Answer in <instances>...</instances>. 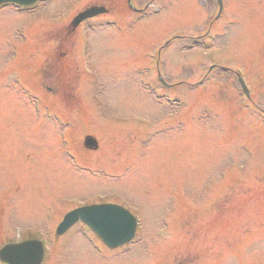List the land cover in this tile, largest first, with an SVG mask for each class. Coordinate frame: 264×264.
<instances>
[{
	"label": "rangeland",
	"instance_id": "rangeland-1",
	"mask_svg": "<svg viewBox=\"0 0 264 264\" xmlns=\"http://www.w3.org/2000/svg\"><path fill=\"white\" fill-rule=\"evenodd\" d=\"M115 1L127 0L0 9V247L46 239L43 264H264V0H222L217 23L216 0H130L144 15L90 20L82 54L78 31L59 40L77 12ZM13 78L68 119L75 144L96 138L91 172L64 160L60 125ZM117 199L139 218L130 245L110 252L79 227L55 238L75 204Z\"/></svg>",
	"mask_w": 264,
	"mask_h": 264
},
{
	"label": "water",
	"instance_id": "water-1",
	"mask_svg": "<svg viewBox=\"0 0 264 264\" xmlns=\"http://www.w3.org/2000/svg\"><path fill=\"white\" fill-rule=\"evenodd\" d=\"M37 0H0L2 3H14L22 6L32 5ZM103 8H91L81 13L74 24L101 14ZM85 145L96 149L92 138H87ZM81 221L92 229L109 248H116L129 242L135 231L134 218L122 208L114 205H97L76 209L67 214L57 229V234L64 233L75 222ZM43 259L41 244L23 242L5 246L0 251V260L7 264H40Z\"/></svg>",
	"mask_w": 264,
	"mask_h": 264
},
{
	"label": "flooded vegetation",
	"instance_id": "flooded-vegetation-1",
	"mask_svg": "<svg viewBox=\"0 0 264 264\" xmlns=\"http://www.w3.org/2000/svg\"><path fill=\"white\" fill-rule=\"evenodd\" d=\"M111 8L108 10V13L110 12Z\"/></svg>",
	"mask_w": 264,
	"mask_h": 264
}]
</instances>
